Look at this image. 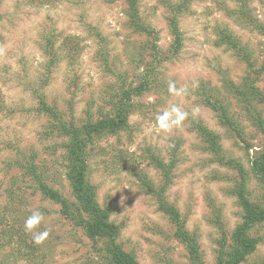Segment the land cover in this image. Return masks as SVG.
I'll return each instance as SVG.
<instances>
[{"label": "rangeland", "instance_id": "rangeland-1", "mask_svg": "<svg viewBox=\"0 0 264 264\" xmlns=\"http://www.w3.org/2000/svg\"><path fill=\"white\" fill-rule=\"evenodd\" d=\"M180 1L138 0L140 15L157 33L159 53L153 55L155 51L147 49V41L153 39L131 29L123 1L0 0V207L8 222L14 218L9 211L12 204L20 207L25 219L39 211L43 219L37 231L47 232L37 247L30 240L3 242L1 262L102 264L83 231L63 218L60 207L45 199L16 166L35 158L47 183L72 199L65 169L66 139L49 132L50 120L39 111L40 98L80 124L91 114L97 118L109 111L106 93L110 85L121 82V76L124 88L139 87L153 66L148 89L134 98L135 109L124 132L90 148L88 180L95 186L98 203L111 212L123 249L137 264H190L186 246L175 236V227L151 187L166 188L164 200L179 210L206 264H216L220 241L230 242L242 223V208L232 193L241 168L247 172L250 200L262 202L250 161L264 146V133L251 125L242 106L224 89L225 79L240 86L252 71L232 51L218 47L216 39L218 29L227 28L255 54L259 67L264 62V33L243 26L232 15L239 0H189L179 20L182 50L177 58L159 63L174 42L166 3ZM244 1L250 15L264 25V0ZM48 42L56 53L46 52ZM170 82L177 89L186 86V92L170 93ZM255 86L264 94V74ZM205 87L214 88L240 117L246 141L219 125L202 101ZM174 104L187 116L180 126L164 131L157 118ZM254 105L264 119V104ZM199 124L219 135L222 156L211 157L205 150ZM153 158L163 161L166 170L157 169ZM251 234L260 244L245 264L264 257V224Z\"/></svg>", "mask_w": 264, "mask_h": 264}, {"label": "trees", "instance_id": "trees-1", "mask_svg": "<svg viewBox=\"0 0 264 264\" xmlns=\"http://www.w3.org/2000/svg\"><path fill=\"white\" fill-rule=\"evenodd\" d=\"M106 1L109 3L125 2V16L128 19V25L136 34L144 35L148 40L150 38L153 39V41H147L150 45L147 49L154 50L155 54L153 55H157L159 53V48L156 44L157 33L140 15L138 0ZM188 4L189 0H182L177 4L166 3L167 12L169 13L167 24L174 42L168 56L160 59L156 57L159 63L177 58L182 50L183 40L179 28V20ZM238 5V10L233 12L232 15L238 16V20L243 26L251 27L260 33H264L263 23L250 15L247 9V2L239 0ZM1 19L0 14V21ZM217 32V46L226 47L232 51L234 56L252 71V75L244 79L240 86H237L229 79H225V93L239 102L244 109V114L249 117L251 125L264 133L262 113L258 112L254 105V103L257 105L264 104V94L255 86L256 82L261 81V77L264 74V62L258 67L259 63L258 59L255 58V54L227 28L220 27ZM52 44L51 42L46 48L48 54L56 53ZM63 45L65 48L68 47V45L67 47L65 44ZM148 70L139 87L130 86V88H124L126 85L124 78L122 76L120 78L117 72L108 69L110 75L121 79L119 84L117 82L115 85H110V91L106 93L109 111L106 113L101 112L97 118H94L91 114L80 124L73 119V116L66 118L56 106L50 105L44 98H40L39 111L50 120L49 132L56 137L66 139L63 149L66 177L69 182L72 199L67 198L47 183L43 174L39 172L40 167L34 162L35 158L29 163L27 162L26 165L16 166L35 182L37 190L45 199L60 207V213L63 218L83 231V234L92 242L93 251L97 253L102 264H137V261L119 243V229L110 220L111 212L98 203L95 186L88 180L90 148L97 141L106 137L119 136L127 128L129 117L135 109L134 98L141 96L148 89L150 77L155 73L156 67H149ZM204 90L202 101L213 110L219 125L230 132H234L242 141H246L243 130L240 127V117H235V113H232L227 101L219 98L214 88L205 87ZM199 130L205 150L211 157L222 156L219 135L201 124H199ZM153 159L157 169L166 170L163 161L158 158ZM250 164L252 174L262 189V202L255 203L250 200L247 190V172L241 168L240 179L234 184L232 193L238 199L239 206L242 208V223L233 230L230 242L226 238L220 241L216 264H245L249 258L255 255L260 244V239L254 237L251 232L258 225L264 224V146L255 152ZM148 185L149 182H144V186ZM165 189L163 186L159 191H156L151 187V192L160 199V209L168 216L175 227V236L186 246L190 264H206L200 245L195 236H192L186 229L179 210L164 200ZM9 211L14 215L12 222H8L9 220L3 215L0 207V247L5 248L2 244L3 242L12 245L18 242L27 243L28 240L37 247L33 235L26 233L24 230L26 219L21 213L20 207L18 208L16 204H12ZM32 249V252H34L36 248ZM0 264L4 263L0 261ZM249 264H264V257Z\"/></svg>", "mask_w": 264, "mask_h": 264}, {"label": "clouds", "instance_id": "clouds-1", "mask_svg": "<svg viewBox=\"0 0 264 264\" xmlns=\"http://www.w3.org/2000/svg\"><path fill=\"white\" fill-rule=\"evenodd\" d=\"M168 90L170 93L179 96L186 92V86L185 88L177 89L175 84L170 82L168 85ZM186 116L187 113L184 112L178 105L174 104L158 116V126L164 131H170L173 126H180ZM42 219L43 216L39 211H33L26 218L24 223L25 232L33 235V239L36 244L42 243L43 239L47 236V232L37 231V228L41 223Z\"/></svg>", "mask_w": 264, "mask_h": 264}]
</instances>
